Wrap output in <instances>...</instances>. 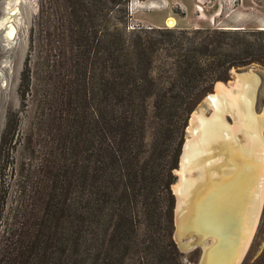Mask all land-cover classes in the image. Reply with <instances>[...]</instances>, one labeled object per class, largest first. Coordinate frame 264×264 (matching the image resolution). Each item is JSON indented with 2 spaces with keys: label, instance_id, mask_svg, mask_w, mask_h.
Wrapping results in <instances>:
<instances>
[{
  "label": "trees",
  "instance_id": "obj_1",
  "mask_svg": "<svg viewBox=\"0 0 264 264\" xmlns=\"http://www.w3.org/2000/svg\"><path fill=\"white\" fill-rule=\"evenodd\" d=\"M127 2L63 6L82 32L58 104L42 100L60 161L15 191L0 264H189L173 240L172 191L189 116L233 71L264 69V30L127 31L110 16ZM61 6L39 0V13Z\"/></svg>",
  "mask_w": 264,
  "mask_h": 264
},
{
  "label": "rangeland",
  "instance_id": "obj_2",
  "mask_svg": "<svg viewBox=\"0 0 264 264\" xmlns=\"http://www.w3.org/2000/svg\"><path fill=\"white\" fill-rule=\"evenodd\" d=\"M55 1L62 6L55 8L54 11H50L51 13L48 12L41 15L39 13V0H0V241L7 236L8 225L11 223L10 219L13 215L11 207L14 203L15 191L21 190L20 186L27 183L26 179H34L38 176V167L41 163L47 161L51 171H55L54 167L60 161L57 123L54 122L52 115L50 120L45 119V113H49V110L43 108L42 100L45 99L48 93L50 104L46 107L53 110L55 105L58 104V95L65 84V76L68 67H70V50L74 46L75 36L82 31H73L72 18L69 14L63 12L65 4L77 0ZM80 1L92 2L94 0ZM96 1L108 2V0ZM131 1L128 0L127 2L126 14L117 12L116 8L110 13L111 17L113 16L119 21H123L127 31L148 29H218L205 26L204 24L208 20L199 17L195 14L196 12L190 14L185 27L177 25V22L174 26H169L167 24L168 19H166L164 27L154 28L149 25L147 20L139 19L135 14L143 6V2L139 0L141 3L134 5L130 11ZM98 21L100 23V26H98L100 30L97 33L101 37L106 31L102 30V20L99 18ZM197 24L202 26L196 27ZM11 28H14L13 37L8 36ZM23 72L25 76L28 75L30 78V86L28 87L21 84ZM235 72L252 73L259 78L260 85L255 100V112L260 115L264 110V69L258 67ZM235 80L232 74L231 79L226 82V87L232 85ZM47 85L50 87L49 92L45 90ZM212 93L213 91L209 94ZM208 95L196 109L200 108L204 101L209 100L210 96ZM195 110L189 116L183 146L188 139V126L192 114L196 112ZM200 110H204L207 117L212 115L211 109H206V111L201 108ZM231 119L227 116V121L230 124L233 123ZM149 137L148 139L153 143L154 140L151 132ZM153 144H156V150L162 147L160 142ZM235 161L237 174L241 175L243 173L242 169L245 167V161H238L237 159ZM178 167L174 170V184L176 183L178 174L176 170ZM236 179L238 180V178ZM236 179L233 182L225 183L228 188L225 189L223 197L226 199L225 201L228 205L224 209L228 213H221L225 231H228L227 227L231 228L234 226L232 225L233 214L229 215V210L232 212L238 211L235 208L236 200L239 197L244 198L246 195V191L244 190H246L247 184L241 183V189L237 186L239 181L237 184H234ZM227 190L228 192H226ZM234 190L238 192L239 196H236L235 193L233 194ZM240 202L241 205L244 204L242 199ZM221 217L219 218L221 219ZM175 226L174 205V242ZM222 235L226 237L228 242L230 239L227 237L228 234L226 235L223 232ZM232 238L230 240L235 239ZM177 249L179 250L178 246ZM246 249L240 264H264V260H262L264 254V192L259 219ZM179 252L183 254L184 262L189 264H197L201 257L200 248L193 249L187 253H182L180 250ZM222 253L225 252L222 251Z\"/></svg>",
  "mask_w": 264,
  "mask_h": 264
},
{
  "label": "bare ground",
  "instance_id": "obj_3",
  "mask_svg": "<svg viewBox=\"0 0 264 264\" xmlns=\"http://www.w3.org/2000/svg\"><path fill=\"white\" fill-rule=\"evenodd\" d=\"M167 24L174 26L175 21L168 19ZM13 35L11 28L8 36ZM259 85V78L252 73L239 75L229 87L220 85L208 100L212 115L207 117L204 110L194 112L188 127L175 190V238L184 249L203 245L206 264H233L238 254L241 258L259 219L264 192V110L260 115L255 112ZM236 159L245 161L241 175L237 174ZM235 179L239 188L241 183L247 184L246 195L236 200L238 211L229 210L234 226L225 231L221 213H228L224 209L228 203L223 194L226 182ZM234 193L239 196L236 190ZM223 232L235 238L237 248L219 246Z\"/></svg>",
  "mask_w": 264,
  "mask_h": 264
},
{
  "label": "crops",
  "instance_id": "obj_4",
  "mask_svg": "<svg viewBox=\"0 0 264 264\" xmlns=\"http://www.w3.org/2000/svg\"><path fill=\"white\" fill-rule=\"evenodd\" d=\"M135 13L154 28L164 27L166 19L186 26L190 14L207 19L208 28L264 30V0H140ZM199 6L201 10L197 8ZM202 25L197 24L196 27Z\"/></svg>",
  "mask_w": 264,
  "mask_h": 264
},
{
  "label": "water",
  "instance_id": "obj_5",
  "mask_svg": "<svg viewBox=\"0 0 264 264\" xmlns=\"http://www.w3.org/2000/svg\"><path fill=\"white\" fill-rule=\"evenodd\" d=\"M244 73H246V72H244ZM232 74H233V79L235 80L239 75H241V74H243V73H237V72L234 71ZM220 85L226 87V82H217L216 85H215V87H214L213 93H212V94H209L210 97H212V96H214V95L216 94V92H217L218 89L220 88ZM200 108H203V109H209L208 100H207V101H204V102L201 104V107H200ZM200 108L196 109L195 111H196V112H199V111H200ZM192 115H193V114H192ZM191 118H192V116H191ZM190 122H191V119H190ZM189 125H190V123H189ZM188 127H189V126H188ZM188 135H189V133H188ZM183 147H184V146H183ZM181 155H182V153H181ZM180 159H181V156H180ZM179 170H180V163H179V167H178V169L176 170V172L178 173ZM179 180H180V175L177 174L176 183H175V184L173 185V187H172V190H173V192H174L175 199H176V204H175V225H176V207H177V196H176V194H175V190L177 189V186H178ZM175 232H176V226H175ZM190 233H191V232H190ZM195 235H197V234H195ZM198 235H200V234H198ZM209 236L211 237V235H209ZM174 237H175V234H174ZM228 239H229V238H228ZM232 241H234V240H230V239H229L228 242H227L226 237L222 236V238H221V243H220L219 246H220V247H223V246L226 245V246H228V247H232V246H233V248H234V247L237 248L236 244H233ZM175 242H176V244H177L179 250H180L182 253H187V252H190V251L193 250V249L200 248V249H201V257H200V260H199V262H198L197 264H206V261H207V259H206L207 252L205 251V248L203 247V245H197L195 248H192V249H184V248L180 245L178 239L175 238ZM234 243H236V242H234ZM238 245H239V244H238ZM247 248H248V247H247ZM246 250H247V249H246ZM245 252H246V251H245ZM244 254H245V253H244ZM243 257H244V255L240 258V254H238V256L236 257V261H235V263H233V264H240L241 261L243 260Z\"/></svg>",
  "mask_w": 264,
  "mask_h": 264
},
{
  "label": "built area",
  "instance_id": "obj_6",
  "mask_svg": "<svg viewBox=\"0 0 264 264\" xmlns=\"http://www.w3.org/2000/svg\"><path fill=\"white\" fill-rule=\"evenodd\" d=\"M137 3H141L139 0H132L131 2H130V11H131V8L134 6V5H136ZM197 8L199 9V10H201V8L199 7V6H197Z\"/></svg>",
  "mask_w": 264,
  "mask_h": 264
}]
</instances>
